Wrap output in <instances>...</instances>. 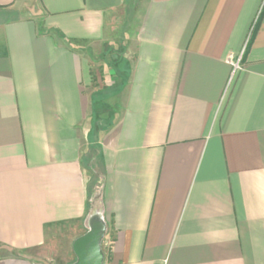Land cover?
<instances>
[{
    "label": "crops",
    "instance_id": "1",
    "mask_svg": "<svg viewBox=\"0 0 264 264\" xmlns=\"http://www.w3.org/2000/svg\"><path fill=\"white\" fill-rule=\"evenodd\" d=\"M95 210L104 264H264V0H0V264Z\"/></svg>",
    "mask_w": 264,
    "mask_h": 264
},
{
    "label": "water",
    "instance_id": "2",
    "mask_svg": "<svg viewBox=\"0 0 264 264\" xmlns=\"http://www.w3.org/2000/svg\"><path fill=\"white\" fill-rule=\"evenodd\" d=\"M106 232L107 225L102 212L93 211L87 219V231L73 243L76 260L71 264H104L103 240Z\"/></svg>",
    "mask_w": 264,
    "mask_h": 264
},
{
    "label": "rangeland",
    "instance_id": "3",
    "mask_svg": "<svg viewBox=\"0 0 264 264\" xmlns=\"http://www.w3.org/2000/svg\"><path fill=\"white\" fill-rule=\"evenodd\" d=\"M122 30H123V28L121 29V31ZM128 30L129 31H126V33L125 32H123V33H125V34H127V33L129 34L130 33L131 34V28H129ZM120 35L121 34H120L119 29H117V32H115L112 35L114 43L109 45V46H111L110 48H112V49H108L106 51V57L105 58H107V60H108V58H110L111 52L112 53L115 52V51L116 52H120V48L122 47V45L118 43V39H119ZM114 38L117 39L116 43H115L116 40ZM103 49L106 50V47L105 48L103 47ZM101 57L97 56V60H98L97 70H99L98 69L99 65L102 64L103 61H104V60H102ZM116 59H117V57L114 60H116ZM99 73H101V71ZM96 102H98V101H96ZM101 103H103V102H101ZM106 111H107V107H105V108L102 107V106L96 107V114H95V117H96V121L95 122L96 123H95V128H94V130L92 132L93 139L94 138L97 139L99 137V134L101 133V131L105 127H107L109 125L108 123L110 122L111 119H110L109 116H107V112ZM85 160L87 162V165L93 167L96 171H100V161H99V158H98V145H97V143H95V145L91 149H89V152H88V154L85 157ZM97 193H98V189H97ZM60 240H63V239H60ZM110 246L111 245H110L108 240H107V242L103 243V249H104V252L106 253V255L109 254V252H110V248H111ZM59 247L64 249V247L65 248L67 247V244H59ZM65 254H66V252L60 251V252L57 253V256L60 259V258H63ZM48 258L51 259V257H48ZM49 259H45L46 261H48L47 263L48 264L53 263V261H49Z\"/></svg>",
    "mask_w": 264,
    "mask_h": 264
},
{
    "label": "built area",
    "instance_id": "4",
    "mask_svg": "<svg viewBox=\"0 0 264 264\" xmlns=\"http://www.w3.org/2000/svg\"><path fill=\"white\" fill-rule=\"evenodd\" d=\"M228 61L231 63V65L233 66V73L240 68V59L236 62L235 60H233V57L230 56Z\"/></svg>",
    "mask_w": 264,
    "mask_h": 264
}]
</instances>
